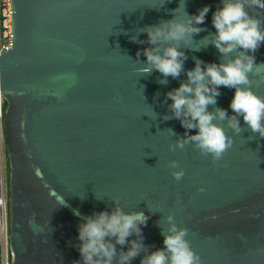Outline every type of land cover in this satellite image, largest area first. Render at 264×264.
Wrapping results in <instances>:
<instances>
[{
  "label": "water",
  "instance_id": "1",
  "mask_svg": "<svg viewBox=\"0 0 264 264\" xmlns=\"http://www.w3.org/2000/svg\"><path fill=\"white\" fill-rule=\"evenodd\" d=\"M184 3L12 0L13 48L0 54L11 264H77L78 224L94 212H110L112 198L126 212L148 217L141 226L147 251L164 247L161 232L172 215L189 229L201 264H264V138L240 118L245 131L239 134L222 122L233 144L215 163L192 144L170 150L185 129L179 120L163 119L171 115L165 94L186 74L160 84L163 77L155 70L144 76L136 60L149 45L130 37L145 25L184 18ZM204 5L210 6L201 25L207 31L181 44L185 70L195 66L194 57L221 62L212 45L192 50L215 33L212 12L221 0H186L188 14ZM250 13L264 20V10ZM254 56L250 86L264 97V43ZM219 91L215 107L232 115L235 90ZM172 160L184 170L180 181L170 174L177 170ZM142 255L130 264H140Z\"/></svg>",
  "mask_w": 264,
  "mask_h": 264
},
{
  "label": "clouds",
  "instance_id": "2",
  "mask_svg": "<svg viewBox=\"0 0 264 264\" xmlns=\"http://www.w3.org/2000/svg\"><path fill=\"white\" fill-rule=\"evenodd\" d=\"M250 9L264 10V0H221V6L212 12L211 23L215 33L203 37L198 41L201 47L192 50L200 51L212 45L220 54L219 63L194 57L195 66L184 68L188 57L181 50V44L186 45L194 35L207 31L201 25L210 11L209 5H204L196 14H188L185 0L184 18L178 19L174 15L172 19L145 25L137 35L130 37L134 43L149 45L136 53V60L144 65L140 69L144 76L155 70L163 77L158 83L167 84L168 77L177 79L182 72L186 74L187 79L181 81L179 87L165 94V102L171 100L168 105L171 115H165L163 119L179 120L185 129L175 145L169 146L170 150H182L185 145L192 144L201 155L211 156L215 163L233 144V137L227 134L222 122L226 121L228 128L239 134L245 131L240 118L248 131L264 138V97L252 90L249 78L254 66V53L264 43V28L261 26L264 20L252 15ZM140 33H146V40L139 39ZM141 55L146 57L144 62L139 59ZM220 86L235 90L229 105L232 115L226 109L215 107L217 97L221 95ZM209 105L214 106V111L208 110ZM193 129L195 134H189ZM167 130L173 136L178 135L171 128ZM170 168L177 169L170 173L175 180L180 181L184 177V170L177 161H170ZM198 191L203 192L204 188ZM112 202L114 206L110 212H94L82 217L78 224L80 243L77 249L81 261L77 264H130L141 254L140 264H201L200 256L187 239L189 229L178 226L172 215L167 217V232H161L164 247L147 251L141 226H146L148 217L143 211L126 212L118 198H112ZM75 214L79 215L78 212ZM133 235L137 239H129ZM125 245H128L126 251Z\"/></svg>",
  "mask_w": 264,
  "mask_h": 264
},
{
  "label": "built area",
  "instance_id": "3",
  "mask_svg": "<svg viewBox=\"0 0 264 264\" xmlns=\"http://www.w3.org/2000/svg\"><path fill=\"white\" fill-rule=\"evenodd\" d=\"M13 48V19L12 0H0V54L3 49ZM4 111L3 99L0 96V134L3 133ZM6 153V152H5ZM6 165L3 153L0 154V237L3 255L9 251V209H8V184L6 179ZM6 253V254H5ZM11 263V262H10ZM3 264V260H2ZM9 264V263H8Z\"/></svg>",
  "mask_w": 264,
  "mask_h": 264
},
{
  "label": "rangeland",
  "instance_id": "4",
  "mask_svg": "<svg viewBox=\"0 0 264 264\" xmlns=\"http://www.w3.org/2000/svg\"><path fill=\"white\" fill-rule=\"evenodd\" d=\"M5 146H6V143H5V133H4V131H3V133L0 134V154L3 153V160H4L5 165H6ZM6 253H7V256H8V257H6V256L3 255V258H2V260H3V264H8V263L11 264V263H10V262H11V255H10V253H8V251H7ZM6 253H5V254H6Z\"/></svg>",
  "mask_w": 264,
  "mask_h": 264
},
{
  "label": "trees",
  "instance_id": "5",
  "mask_svg": "<svg viewBox=\"0 0 264 264\" xmlns=\"http://www.w3.org/2000/svg\"><path fill=\"white\" fill-rule=\"evenodd\" d=\"M7 105L6 103L3 101V111H5ZM6 179H7V184H8V181H9V166H8V160H7V157H6Z\"/></svg>",
  "mask_w": 264,
  "mask_h": 264
}]
</instances>
